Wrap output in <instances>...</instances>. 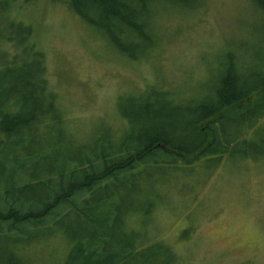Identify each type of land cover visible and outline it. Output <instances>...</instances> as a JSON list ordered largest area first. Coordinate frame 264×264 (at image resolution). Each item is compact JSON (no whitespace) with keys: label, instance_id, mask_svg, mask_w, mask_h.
I'll use <instances>...</instances> for the list:
<instances>
[{"label":"rangeland","instance_id":"obj_1","mask_svg":"<svg viewBox=\"0 0 264 264\" xmlns=\"http://www.w3.org/2000/svg\"><path fill=\"white\" fill-rule=\"evenodd\" d=\"M67 1L20 0L13 2L10 14L34 28L31 42L44 56L65 129L78 142H113L126 136L121 106L130 97L147 101L157 89L170 92L166 111L190 121L194 116L188 110L213 98L231 66L237 64L240 78H251L255 86L263 79L264 20L251 0H192L159 12L152 21L154 44L136 61L112 49L102 32L86 24ZM3 49L16 53L13 46ZM241 140L248 141L249 153L255 147L259 156L264 154V115L242 130ZM236 154L219 163L213 157L200 159L179 173L166 174L164 185L159 181L153 190L145 186L121 192L113 242L126 235L131 240L135 231L140 241L156 245L141 249L146 256L157 252L156 264L170 263L174 256L176 264H264V156L242 160ZM133 209L140 213L127 219L126 229L124 215ZM69 240L62 234L39 236L22 253L29 264L60 263L66 260ZM7 243L0 237L2 254H10Z\"/></svg>","mask_w":264,"mask_h":264},{"label":"trees","instance_id":"obj_2","mask_svg":"<svg viewBox=\"0 0 264 264\" xmlns=\"http://www.w3.org/2000/svg\"><path fill=\"white\" fill-rule=\"evenodd\" d=\"M19 1L0 0V237L7 238L5 245L11 250L7 255L0 251V264H29L22 251L29 250L32 240L57 234L71 241L66 260L56 264H156L157 252L146 256L141 250L156 245H146L135 231L131 240L126 235L113 242L120 193L134 192V187L153 190L159 181L164 185L166 174L179 173L208 157L216 163L236 153L242 160L259 159V149L251 147L255 153H249L248 141L237 140L243 129L252 128L264 115V76L255 86L251 78H240L238 65L230 61L236 68L226 72L213 98L188 110L194 120L168 113L170 92L157 89L147 101L130 97L122 104L129 128L126 136L113 142L104 138L78 142L65 129L56 95L49 88L44 56L31 42L34 28L10 14ZM190 2L67 1L86 24L102 32L112 49L135 61L148 55L150 50L144 56L142 51L154 44L153 18L178 9L175 4ZM251 3L264 20V0ZM6 45L16 53L4 50ZM238 146L245 151H237ZM131 212L124 215L126 229L127 219L140 213ZM176 260L174 256L164 264Z\"/></svg>","mask_w":264,"mask_h":264}]
</instances>
